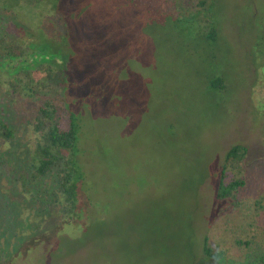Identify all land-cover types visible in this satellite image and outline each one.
<instances>
[{"label":"rangeland","instance_id":"obj_1","mask_svg":"<svg viewBox=\"0 0 264 264\" xmlns=\"http://www.w3.org/2000/svg\"><path fill=\"white\" fill-rule=\"evenodd\" d=\"M40 1L0 0V38L24 32L13 73L50 63L69 91L68 78L73 83L69 97L84 105L78 150L87 205L108 219L106 250L53 218L39 237L27 235L38 237L29 250L16 249L4 264H215L202 256L201 242L220 238L230 219L222 214H231V204L218 202L215 191L231 146L246 148L240 197L248 207L264 194V66H255L258 83L246 59L264 26V0H217L213 41L188 13L149 14L144 1ZM9 5L15 12L3 11ZM220 78L226 89L212 87ZM16 109L7 118L17 135L3 152L28 144L17 117L23 107ZM11 209L16 217L0 241L3 250L8 232V253L23 245L10 232L32 231L36 217L20 204ZM257 224L263 231L264 218ZM189 241L196 257L185 249Z\"/></svg>","mask_w":264,"mask_h":264},{"label":"trees","instance_id":"obj_2","mask_svg":"<svg viewBox=\"0 0 264 264\" xmlns=\"http://www.w3.org/2000/svg\"><path fill=\"white\" fill-rule=\"evenodd\" d=\"M142 1L147 4L149 14L158 12L166 17L175 14V11L179 14L188 13L199 26L211 30L207 34L208 39L213 41L220 35L219 24L214 18L217 0H131L130 3L137 7ZM11 10L14 11L9 5L3 11ZM249 16L252 22L254 16L251 13ZM23 34V30H20L19 35L0 38V241L4 229L16 217L11 204L26 207L27 212L36 213V217L33 221L26 219V222H33L32 231L20 229L19 232H10L14 239H23V245L20 247L19 244L13 252L8 253L12 249L4 246V237L8 236V232L5 234L3 250L0 242V264H4L16 249L23 254L29 250L31 242L40 236L53 218H57L62 228H75L78 235L96 238L101 249L106 237L104 228L108 226V219L97 213V206L92 203L87 205L90 197L86 195V179L78 150L82 118L79 111L84 105L77 108L76 101L70 98L73 83L68 78L69 91L65 76L50 63L31 70L18 69L12 72L18 64L12 62L11 58L17 55L14 48ZM252 42L250 56L246 54V59L258 80L261 72L255 66L257 63L264 66V26L258 29L257 37L254 36ZM261 81L259 79L258 83ZM211 84L214 88L226 89L222 78ZM17 106L23 107L17 111V117L24 125L28 144L23 152H3L5 145L12 144L17 135V127L7 118L11 110H17ZM245 156L244 146H231L223 156L217 177L215 199L229 202L232 209L231 214H222L224 220L226 217L230 219L222 223L224 233H218L220 238L205 235L201 242L202 256L215 264L220 261L231 264L235 254L233 264H264V226L263 231H260L257 224L264 218V194L260 195L261 199L248 203V207L244 195L243 199L240 197L246 187L245 179L239 177L246 170ZM50 212L52 216L47 215ZM216 231H213L214 235ZM34 232H37V238L30 237ZM162 237L165 240L174 239L166 232ZM106 246L109 247L108 244ZM188 247L193 248L196 257L198 250L193 241H189L185 249ZM105 250L104 247L102 251Z\"/></svg>","mask_w":264,"mask_h":264}]
</instances>
